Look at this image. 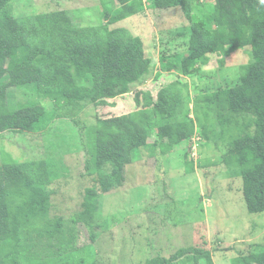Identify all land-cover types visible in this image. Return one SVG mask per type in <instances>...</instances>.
Returning <instances> with one entry per match:
<instances>
[{
  "label": "trees",
  "instance_id": "obj_1",
  "mask_svg": "<svg viewBox=\"0 0 264 264\" xmlns=\"http://www.w3.org/2000/svg\"><path fill=\"white\" fill-rule=\"evenodd\" d=\"M99 1L104 25L80 28L66 13L17 18L11 11L13 0H0V134L43 133L62 118V110L82 102L113 108V101L132 94V87L151 74L152 60L146 57L143 39L112 29L142 14L146 10L143 0ZM146 1L152 11L180 8L191 24L188 52L173 59L162 57L157 78L163 72L194 76L211 56L249 47L254 82L220 88L199 98L190 114L178 112L180 92L172 87L163 88L156 100L151 94L139 93L134 112L99 117L88 128L83 144L86 169L98 166L95 181L102 194L119 190L126 168L139 159L140 149L150 145V138L154 137L151 146L164 153L170 148L166 140L178 144L190 135L193 123L187 120L193 115L202 131L207 127L214 136L229 135L222 165L240 166L248 212L264 213V0H214V7L199 16L192 13L193 3L199 0ZM29 86L50 98L55 111L34 103L9 109L8 91ZM8 159L0 166V264H45L24 240L37 231H48L61 256L75 263L74 227L81 217L51 219L45 182L50 178L38 175L36 163ZM107 164L112 167L110 174L99 169ZM185 173L194 171L189 168ZM189 256L193 264L202 260L213 264L209 251L194 247L145 264H174ZM231 264H264V249L233 258Z\"/></svg>",
  "mask_w": 264,
  "mask_h": 264
},
{
  "label": "rangeland",
  "instance_id": "obj_2",
  "mask_svg": "<svg viewBox=\"0 0 264 264\" xmlns=\"http://www.w3.org/2000/svg\"><path fill=\"white\" fill-rule=\"evenodd\" d=\"M143 3L146 10L142 14L112 28L141 37L146 57L152 60L151 74L132 87V94L113 101V108H97L89 102L65 108L62 118L43 133L0 134V166L10 156L21 163H36L38 175L50 178L45 180L50 218L81 217L74 227L75 263L61 256L48 231L32 232L24 239L32 253L42 258L40 263L145 264L194 247L209 251L213 264H231L233 258L264 249V213L248 212L240 166L222 165L229 135L214 136L207 127L202 131L193 115L187 120L193 123L190 135L178 144L166 140L170 148L164 153L151 146L154 137L150 138V145L140 149L139 159L126 168L125 183L119 190L102 194L95 181L98 166L86 169L88 156L83 144L88 128L99 117L134 112L139 93L151 94L156 100L163 88L172 87L180 92L178 112L190 114L199 98L220 88L254 82L249 47L211 56L194 76L163 72L157 78L162 57L173 59L188 52L191 24L180 8L152 11L146 0ZM214 5V0H199L193 3L192 13L199 16ZM12 6L17 18L66 13L76 27L104 25L99 0H13ZM172 63L180 64V60ZM27 103L43 106L48 112L56 109L55 103L36 93L33 86L8 91L7 104L12 111ZM189 168L194 173L186 175ZM99 169L112 172L109 164ZM174 264H193L192 256Z\"/></svg>",
  "mask_w": 264,
  "mask_h": 264
}]
</instances>
